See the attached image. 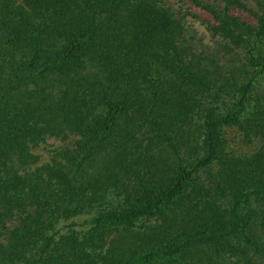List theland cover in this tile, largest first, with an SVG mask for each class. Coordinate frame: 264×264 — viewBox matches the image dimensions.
Returning a JSON list of instances; mask_svg holds the SVG:
<instances>
[{
  "label": "trees",
  "instance_id": "trees-1",
  "mask_svg": "<svg viewBox=\"0 0 264 264\" xmlns=\"http://www.w3.org/2000/svg\"><path fill=\"white\" fill-rule=\"evenodd\" d=\"M191 1L0 0V264H264V0Z\"/></svg>",
  "mask_w": 264,
  "mask_h": 264
},
{
  "label": "rangeland",
  "instance_id": "rangeland-1",
  "mask_svg": "<svg viewBox=\"0 0 264 264\" xmlns=\"http://www.w3.org/2000/svg\"><path fill=\"white\" fill-rule=\"evenodd\" d=\"M206 1L212 2V0ZM162 2L171 6L179 16H184L186 26L188 25L195 36L199 40H202L201 42L206 50L218 55H223L222 38L214 36L205 23V21H214L210 12L196 6L191 0H162ZM235 14L241 15L242 18L252 19L247 11L237 9L235 10ZM231 143L232 146L238 147V152H245L254 148V145L248 146V144H244L242 142L236 143L232 141ZM59 144H61L60 140H57L56 138H49L46 143L37 146L35 149L33 148V151L39 153L41 156L37 165H41L42 163L49 161L51 150ZM80 219L83 220L84 217H80Z\"/></svg>",
  "mask_w": 264,
  "mask_h": 264
}]
</instances>
